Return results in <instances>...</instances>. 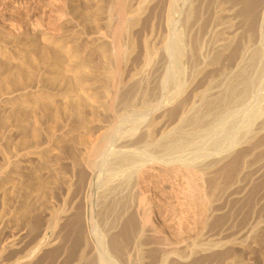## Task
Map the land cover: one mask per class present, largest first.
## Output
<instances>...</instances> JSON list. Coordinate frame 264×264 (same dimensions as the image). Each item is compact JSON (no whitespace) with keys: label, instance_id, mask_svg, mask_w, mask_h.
<instances>
[{"label":"rangeland","instance_id":"374dc122","mask_svg":"<svg viewBox=\"0 0 264 264\" xmlns=\"http://www.w3.org/2000/svg\"><path fill=\"white\" fill-rule=\"evenodd\" d=\"M20 1L0 0V264H73L85 243L91 247L85 223L90 210L100 236L107 240L123 233L126 216L115 220L100 213L104 185L94 202L82 190L86 147L103 135L107 146L129 139L140 155L170 159L197 154L207 164L202 165L203 221L196 212L202 203L196 182L190 183L186 200L187 193L178 196L179 180L146 172L147 187L156 182L150 197L157 226H148L145 232H152L136 246L141 259L156 258L165 235H182L177 227L181 219L187 246L220 243L186 253L185 261L171 257L170 263L264 264V33L261 39L257 29L264 0H177L178 12L168 16L164 0H153L143 12L144 0ZM125 7L132 11L126 17ZM188 9L193 20L186 23ZM226 39L231 43H221ZM163 46L169 47L164 55ZM242 49L254 62L248 69L252 98L208 109L204 99L221 90ZM147 50L162 58L154 56L153 68L143 70ZM140 75L142 84L130 91ZM182 110L189 118L175 126ZM134 123L139 127L135 133H114L135 128ZM148 125L160 147L172 140L183 146L155 150L137 143ZM171 152L177 155L169 156Z\"/></svg>","mask_w":264,"mask_h":264},{"label":"bare ground","instance_id":"6f19581e","mask_svg":"<svg viewBox=\"0 0 264 264\" xmlns=\"http://www.w3.org/2000/svg\"><path fill=\"white\" fill-rule=\"evenodd\" d=\"M144 7L142 6V12L146 9L148 3L152 2L153 0H144ZM186 1V0H184ZM19 2H21L19 0ZM11 3V2H10ZM22 3V2H21ZM177 0H164L163 3V11L165 13L166 16H168L169 14H171V12L175 11L176 12V8L175 5L177 6ZM243 3V2H242ZM247 3V2H244ZM13 5V3H12ZM261 5V4H260ZM15 5H13L14 7ZM249 6V5H248ZM9 8V7H8ZM250 8V7H249ZM261 8V7H260ZM144 9V10H143ZM19 10V8H18ZM21 10V9H20ZM19 10V11H20ZM141 10V9H140ZM139 10V12H140ZM190 9L185 10V17H184V21L186 23H188L189 21H191V16H190ZM244 10V9H243ZM8 11V10H7ZM13 10L10 9V12L12 13ZM192 11V10H191ZM9 12V11H8ZM138 12V14H139ZM182 12V13H184ZM20 13V12H19ZM18 13V14H19ZM124 17H126L129 13H132V11H129L126 7L124 8ZM180 13V12H179ZM253 13V10H252ZM16 14V13H15ZM137 14V15H138ZM250 14V11H249ZM256 14V13H255ZM258 14V13H257ZM12 15V14H11ZM10 15V16H11ZM175 14H172V16ZM193 15V13L191 14ZM259 15V14H258ZM165 16V17H166ZM182 16V15H181ZM243 16V15H242ZM13 17V16H12ZM11 17V18H12ZM137 17V16H136ZM135 17V18H136ZM259 23H258V33L260 34V37L262 39V35L264 33V2L262 5V9H261V13H260V17H259ZM169 19V18H168ZM167 19V21H168ZM258 19V18H257ZM183 20V19H182ZM193 20V19H192ZM131 21V20H128ZM133 22V21H132ZM135 22V21H134ZM257 23V22H256ZM172 24V23H171ZM249 24V23H248ZM173 25V24H172ZM171 25V26H172ZM175 26V25H174ZM174 27H171V29ZM254 28V27H253ZM169 32V31H168ZM172 33V31H170ZM169 32V34H170ZM253 32V31H252ZM251 35V34H250ZM254 37V36H253ZM164 39H166L164 37ZM261 41V40H260ZM251 42V41H250ZM167 43V42H166ZM175 43V42H174ZM179 43V42H178ZM221 43H231V41H229L228 39H226V41L224 40V42ZM233 43V42H232ZM263 43V42H262ZM259 45V44H258ZM262 45V44H260ZM227 46V45H226ZM225 46V47H226ZM231 46V45H230ZM167 47V46H166ZM221 47V46H220ZM147 48V47H146ZM169 48V47H167ZM167 48H165L164 46L160 47L161 49V53L163 54V52H167ZM222 48V47H221ZM149 49V48H148ZM249 49V48H247ZM257 49V48H256ZM170 50V49H169ZM228 50V48H227ZM250 53L251 48L249 49ZM146 51V50H145ZM151 51V50H150ZM148 51L147 53L143 56V59L141 61V69L145 70V69H150L153 68V65L155 61V58H162V55H158L156 56V50L153 51ZM163 51V52H162ZM260 51V50H259ZM170 54V51H168ZM256 52V50H255ZM159 53V51H158ZM253 53V52H252ZM116 54H120V50L118 49L116 51ZM254 54V53H253ZM263 54V53H262ZM164 55V54H163ZM155 56V58H154ZM263 56V55H262ZM251 57L252 55L249 56L248 51L246 50H241L240 52H238V55L235 58L234 61V65L232 68V71L228 73V75L225 74L226 77H224L223 79L226 78L225 83L223 84V86L221 87V90L215 91L213 93L210 94V96H207L206 99H204L206 101V103L204 102V104H206L208 109H216L220 106L223 107V104L227 103H231V102H245L247 101L248 97L251 96V94H249V83L248 84V69H249V64L251 63ZM259 57V56H258ZM159 58V59H160ZM170 58V57H169ZM171 59V58H170ZM258 59V58H257ZM162 60V59H161ZM165 60V59H164ZM167 61V60H166ZM261 61V60H260ZM253 62V60H252ZM170 63V62H169ZM172 63V62H171ZM170 63V64H171ZM254 63V62H253ZM257 63V62H256ZM165 64V61H164ZM253 65V64H252ZM162 66V65H161ZM166 66V65H165ZM169 66V65H168ZM167 67V66H166ZM165 67H160L159 71H162L161 69H163ZM231 68V66H230ZM167 70V68H166ZM228 70V69H227ZM263 71V70H262ZM223 72V71H222ZM164 73V70L163 72ZM167 73V72H165ZM261 73V72H260ZM160 74V73H159ZM164 75V74H163ZM220 75L222 76V74L220 73ZM106 76L111 77L112 74L111 73H107ZM161 76V74H160ZM219 76V75H218ZM217 76V77H218ZM256 76V75H255ZM254 76V77H255ZM216 77V78H217ZM215 78V79H216ZM264 78V77H263ZM214 79V80H215ZM257 79V78H256ZM255 79V80H256ZM262 78H260L261 80ZM115 80V79H114ZM258 80V79H257ZM143 82V77L142 75H140L139 77H137L136 80H134L131 84L130 87V91L134 90L138 87H140V85ZM217 82V81H216ZM224 82V81H223ZM257 82V81H256ZM255 82V83H256ZM259 83V82H258ZM215 84V83H214ZM208 85V84H207ZM264 85V84H263ZM262 85V86H263ZM257 86V85H256ZM210 88V87H208ZM218 89V88H217ZM214 90V89H213ZM206 92V91H205ZM211 92V91H210ZM257 93V92H256ZM208 94V93H207ZM260 94V93H259ZM257 94V96L259 95ZM262 94V93H261ZM256 94H254L255 96ZM203 96V95H202ZM259 97V96H258ZM250 98V97H249ZM252 98V96H251ZM257 99V98H256ZM260 99V98H259ZM261 100V99H260ZM254 101V100H253ZM251 102V100H250ZM264 102V101H262ZM201 103V102H200ZM247 103V102H246ZM249 103V102H248ZM252 103V102H251ZM202 104V103H201ZM242 104V103H241ZM244 104V103H243ZM229 105V104H228ZM254 105V104H253ZM197 106V105H196ZM203 107V106H202ZM237 107V106H236ZM254 107V106H253ZM252 107V108H253ZM256 107V106H255ZM71 108H72V112H76V103L73 102L71 103ZM184 108V107H183ZM182 108V109H183ZM188 108V107H187ZM200 108V107H199ZM242 108V107H239ZM248 108V106H247ZM264 109V108H263ZM186 110V109H185ZM201 110V109H199ZM258 110V109H257ZM149 111L151 112V109H149ZM189 111V109H188ZM208 111V110H206ZM225 111V110H224ZM234 111V110H233ZM248 111V110H247ZM263 111V110H262ZM187 112V111H186ZM204 112V111H203ZM196 113V112H195ZM210 113V112H209ZM220 113V112H219ZM246 113V112H244ZM260 113V112H259ZM258 113V114H259ZM263 113V112H262ZM261 113V114H262ZM188 114V113H187ZM194 114V113H193ZM192 114V115H193ZM202 114V113H201ZM214 114V113H213ZM227 114V113H226ZM234 114V113H233ZM237 114V111H236ZM180 117L178 116V119L175 123V126H178L180 124H182L184 121H186V114L185 111L182 110V112L179 114ZM190 115V114H189ZM196 115V114H195ZM205 115V114H204ZM208 114H206L207 117ZM211 115V114H210ZM216 115V114H215ZM231 115V114H230ZM235 115V114H234ZM257 115V113H256ZM144 116H146L144 114ZM199 116V114H198ZM209 116V115H208ZM232 116V115H231ZM240 116V115H239ZM249 116V115H248ZM262 116V115H261ZM136 117V116H135ZM139 117V116H138ZM196 116H194L193 118L189 119L190 123H194L196 121L197 118H195ZM212 117V116H211ZM224 117V116H223ZM256 117V116H255ZM144 118V117H143ZM189 118V116H188ZM226 118V117H225ZM145 119V118H144ZM143 119V120H144ZM206 119V118H205ZM213 119V118H212ZM235 119V118H234ZM134 120H137L136 118ZM139 120V118H138ZM141 120V118H140ZM142 120V121H143ZM216 120V118H215ZM218 120V119H217ZM223 120V119H222ZM228 121V120H227ZM238 121V120H237ZM242 121V119H241ZM129 122V120L127 121ZM139 122V121H138ZM137 122V123H138ZM200 122V121H199ZM218 122V121H216ZM126 123V122H125ZM137 123L133 124L134 126L136 125L135 128H129L126 131H123L122 129H118L117 132L114 133H118L120 134V136H122V133L126 132V133H135V131H137L139 129V127H137ZM173 123V122H172ZM237 123V122H236ZM242 123V122H241ZM245 123V122H244ZM243 123V124H244ZM253 123V122H252ZM261 123V122H260ZM216 124V123H215ZM214 124V125H215ZM228 124V123H227ZM226 124V126L228 127V125ZM251 124V123H250ZM259 124V123H258ZM126 126H130V124H125ZM132 125V124H131ZM174 125V124H173ZM213 125V124H212ZM242 125V124H241ZM252 125V124H251ZM209 126V125H208ZM216 126V125H215ZM215 126L213 128H215ZM224 126V125H223ZM256 126V125H255ZM221 127V126H220ZM236 127V126H233ZM246 127V125H245ZM254 127V126H253ZM151 125H148L147 128H145V130L143 131L144 133L141 135V137L139 138L137 143H143L144 145H150V146H155V150L158 148H163V150H171V149H178L180 150V148L183 146L180 143H178V141L173 142L169 141V143L167 142H163V144H165L163 147H160L159 145H157L156 141L154 140L153 137V132ZM174 127H171L167 132L163 131L160 132V136L159 138H164L166 135H168V133L170 132V130H172ZM222 128V127H221ZM249 128V127H247ZM258 128V127H257ZM178 129V128H176ZM202 129V127H201ZM250 129V128H249ZM175 130V129H174ZM196 130H199L196 129ZM195 130V131H196ZM208 130V129H207ZM215 132V129H213ZM222 130V129H220ZM224 130V129H223ZM240 130V129H239ZM183 131V130H182ZM219 131V129H218ZM242 131V130H241ZM186 131H183V133ZM224 132V131H223ZM236 132V131H235ZM255 132V131H253ZM125 133V134H126ZM182 133V134H183ZM230 133V132H229ZM243 133V132H242ZM102 134V133H101ZM124 135V134H123ZM200 135V134H199ZM207 135V134H206ZM129 136V134H128ZM231 136V135H230ZM236 136V135H234ZM106 136H102L101 140H92V142H89L88 147H86V152L84 155V160H83V168L86 170L87 172V179L86 182L84 183L82 190L86 196L87 192H89V194L92 196H90L91 200L94 202V196L97 194V192L99 191V188H102L103 186V190L101 189V193L100 195L102 196V204H101V210L100 213L102 214H111V216L113 215L114 218L115 216L118 218H123V216H126L125 222H126V226L123 229V233L119 236L114 235V236H108V239L106 240L104 236H100V232L98 231V229L95 228L94 226V216H93V210H90L91 213H89V215L91 216L89 220L86 219V225H87V231L88 233V239L91 242V247H89L86 243L79 249V251L77 252L75 261L73 264H175L170 263V258L174 257L179 259H183L186 255V253L188 252H192L195 249H200L203 250L205 249V247L207 246H214V245H218L220 242L219 240L217 241H207V242H202V243H195L193 240V244L187 246V242L186 240H188L187 236L184 235V233L182 232V227L183 224L181 225V219L178 220V231L182 234L178 236V238L176 237V239L170 238L171 234L168 236L165 235L166 239V244L162 246V249H160V254L154 258V259H149L148 261L141 259V257L139 256V248L137 249L136 246L138 245V243L140 242V240L144 237L145 233H149L150 230H148L147 232H145L146 228L148 226H153L155 225L153 222V212H154V208H155V201L153 200V198L150 197V190L151 188H153V190H155V186H156V182L157 180H155L154 185L151 186L150 188L149 186L147 187V181H146V172L150 173L152 175L153 178H156L158 175V172H161L164 176H168L169 179H177L181 182L179 188L177 187V189L179 190V195L182 193L183 198L184 194H186V200H187V196L189 195L190 192V183H195V187L199 190L200 192V201L202 199V203L200 202L199 206L200 208H197V214L199 215V219L201 218L202 221L205 220V216H206V207L204 205V201L206 200V195L205 193H203V187H202V175L203 172H205L206 169V165L204 167L202 166L203 164H201V158L198 160L197 157L198 155L196 154L193 155L195 157H184L182 153H178V155L180 154L179 157H177L178 155L176 153H172L169 156L175 155L176 158L171 157L169 158H161L159 159L157 156H153V155H147L144 156L143 153L142 155L138 154L137 152H135L134 150H132L130 147L134 141H131L129 139L123 141V144H121L120 146H113V145H106L104 142ZM132 137V136H131ZM177 137V136H176ZM184 137V136H183ZM203 137V136H202ZM212 137V134H211ZM238 138V135L236 136ZM244 137V136H243ZM241 137V138H243ZM248 137V136H247ZM175 138V137H174ZM179 139V137H177ZM176 138V139H177ZM200 138V137H199ZM214 138V137H213ZM216 138V137H215ZM214 138V139H215ZM226 138V136H225ZM232 138V137H230ZM229 138V139H230ZM132 139V138H131ZM170 139V138H169ZM172 139V138H171ZM177 139V140H178ZM207 140V138H205ZM217 139V138H216ZM228 139V137H227ZM175 140V139H174ZM195 141V140H194ZM216 141V140H215ZM227 141V140H226ZM231 141V140H229ZM233 141V140H232ZM101 142H103L104 144H100ZM196 142V141H195ZM223 142V141H222ZM233 142H237L233 141ZM167 143V144H166ZM225 143V142H224ZM159 144V142H158ZM189 144V142H188ZM193 144V143H192ZM230 146V142L228 143ZM237 144V143H236ZM161 145V143H160ZM190 145V144H189ZM223 145V144H222ZM128 146V147H127ZM233 146V145H232ZM231 146V147H232ZM153 148V147H152ZM230 148V147H229ZM153 149V150H154ZM157 149V150H158ZM185 149V148H184ZM222 149V148H221ZM227 149V148H226ZM182 150V149H181ZM186 150V149H185ZM188 150V149H187ZM218 150V149H217ZM228 150V149H227ZM160 151V150H159ZM175 151V150H174ZM223 150H219L218 152L222 153ZM141 152V151H140ZM162 152V151H161ZM176 152V151H175ZM186 152V151H185ZM200 153V152H198ZM213 153V152H212ZM211 153V154H212ZM215 153V152H214ZM152 154V153H151ZM155 154V153H154ZM164 154V153H163ZM162 154V155H163ZM182 154V156H181ZM206 154V153H205ZM210 154V153H209ZM158 155V153L156 154ZM165 155V154H164ZM166 155V156H168ZM204 155V154H200ZM208 155V154H207ZM213 157H215V154ZM219 155V153H218ZM216 155V156H218ZM161 156V154H160ZM206 156V155H205ZM163 157V156H162ZM204 157V156H203ZM193 158V159H192ZM205 158V157H204ZM148 173V174H149ZM161 175V174H160ZM165 178V177H164ZM149 179V178H148ZM173 179V180H174ZM162 180V179H161ZM166 180V179H165ZM158 182V181H157ZM171 182V181H170ZM182 182H184V184H182ZM150 183V182H149ZM173 183V181H172ZM171 184V183H170ZM160 185V184H159ZM172 185V184H171ZM105 187V188H104ZM172 188V187H171ZM158 189V188H157ZM174 189V188H172ZM81 190V193H82ZM175 190V189H174ZM196 190V189H195ZM197 190V192H198ZM171 191V190H170ZM156 192V191H155ZM177 192V191H175ZM160 193V192H159ZM176 195V194H175ZM84 196V198H85ZM96 197V196H95ZM88 198V197H87ZM157 198V197H156ZM181 198V197H180ZM176 199H179L178 197H176ZM182 199V198H181ZM190 200V199H189ZM90 201V199H89ZM180 202V201H179ZM183 202V201H182ZM186 201L184 200V203ZM89 203V202H88ZM189 203V202H188ZM108 204V205H107ZM188 205V204H187ZM190 205V204H189ZM179 206V205H178ZM92 207V206H91ZM187 207V206H186ZM185 207V208H186ZM190 209V208H189ZM89 211V212H90ZM95 212V211H94ZM180 212V211H179ZM103 215V216H106ZM185 214V213H184ZM182 215V213H181ZM110 216V217H111ZM85 217V218H86ZM96 217V216H95ZM105 218V217H104ZM113 218V219H114ZM207 219V218H206ZM115 220H117L115 218ZM184 220V219H183ZM98 221V220H97ZM103 221V220H102ZM107 222V221H106ZM183 223V222H182ZM106 224V223H105ZM97 225V224H95ZM150 226V227H151ZM157 226V225H155ZM102 227V226H101ZM100 227V228H101ZM109 227V226H108ZM105 228V227H104ZM112 229V228H111ZM153 229L155 231L156 228L153 227ZM158 229V228H157ZM107 232V231H106ZM152 232V231H151ZM150 232V233H151ZM163 232V231H161ZM160 230L158 233H160ZM157 233V234H158ZM170 233V232H169ZM102 234V233H101ZM166 234V233H165ZM103 235V234H102ZM106 235V234H105ZM186 239V240H185ZM87 241V239H85ZM190 240V239H189ZM227 241V240H226ZM225 242V241H224ZM192 243V242H191ZM131 244V245H130ZM141 246L142 244L139 243ZM181 244H184V247L180 248ZM225 244V243H224ZM223 244V245H224ZM154 246V245H152ZM161 246V244H160ZM140 247V246H139ZM141 248V247H140ZM143 248V247H142ZM208 249V248H207ZM144 251V250H143ZM142 251V252H143ZM195 252V251H193ZM197 252V251H196ZM154 253V252H152ZM143 254V253H142ZM145 254V253H144ZM203 254V253H202ZM193 255V254H192ZM195 255V254H194ZM146 256V255H145ZM189 256V255H188ZM187 258V257H186ZM145 259V257H144ZM173 260V259H172ZM184 260V259H183ZM182 260V261H183ZM230 260V259H229ZM146 261V262H145ZM185 261V260H184ZM181 262V261H180ZM207 262V261H206ZM227 262V261H226ZM183 263V262H182ZM228 263V262H227ZM179 264V263H178ZM200 264V263H199ZM207 264V263H206Z\"/></svg>","mask_w":264,"mask_h":264}]
</instances>
